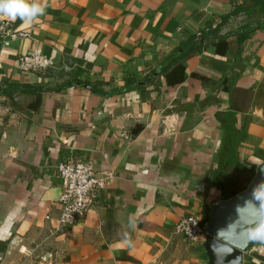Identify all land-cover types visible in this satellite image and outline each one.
<instances>
[{"label": "crops", "instance_id": "crops-1", "mask_svg": "<svg viewBox=\"0 0 264 264\" xmlns=\"http://www.w3.org/2000/svg\"><path fill=\"white\" fill-rule=\"evenodd\" d=\"M42 2L31 25L0 19V259L44 243L60 264H208L175 226L264 164V0ZM34 52L53 65L18 71ZM71 158L114 177L61 228L55 169ZM242 264H264V246Z\"/></svg>", "mask_w": 264, "mask_h": 264}, {"label": "built area", "instance_id": "built-area-1", "mask_svg": "<svg viewBox=\"0 0 264 264\" xmlns=\"http://www.w3.org/2000/svg\"><path fill=\"white\" fill-rule=\"evenodd\" d=\"M7 27V22L0 23V37L9 35ZM52 65L50 57L34 52L19 58L16 67L21 73L30 74L44 72ZM55 172L61 181L58 199V225L61 228L75 226L92 208L94 200L114 177L110 168H99L92 161L72 158L59 163ZM175 232L189 243L200 240L205 242V220L199 215L182 217L175 226Z\"/></svg>", "mask_w": 264, "mask_h": 264}, {"label": "clouds", "instance_id": "clouds-1", "mask_svg": "<svg viewBox=\"0 0 264 264\" xmlns=\"http://www.w3.org/2000/svg\"><path fill=\"white\" fill-rule=\"evenodd\" d=\"M46 4L42 0H0V19L16 21L20 19L25 25H31L36 18L44 15ZM264 175V169H261ZM235 206V218L231 219L226 228L217 230L210 245L217 264L224 260L236 249L234 244L225 240L232 234L242 237L245 243H255L264 246V180L252 187L247 197ZM227 242L226 244L223 242ZM227 247L226 252H221Z\"/></svg>", "mask_w": 264, "mask_h": 264}, {"label": "water", "instance_id": "water-1", "mask_svg": "<svg viewBox=\"0 0 264 264\" xmlns=\"http://www.w3.org/2000/svg\"><path fill=\"white\" fill-rule=\"evenodd\" d=\"M261 169H264V164L259 165L256 168L254 177L249 182L245 190L233 196L232 198L224 201L218 202L209 212L208 224L206 228V239L204 242V250L208 257V264H217V258L213 255L210 245L213 238L216 236L217 230L221 228H226L227 224L231 219L235 218V206L241 203V198L247 197L251 192L252 187L264 180V175L261 174ZM225 240L234 244L236 249L233 253L224 260V264H242L243 253L255 243H245L242 237H237L232 234L225 236ZM223 243H227V242ZM221 252H226L227 247L222 248Z\"/></svg>", "mask_w": 264, "mask_h": 264}, {"label": "rangeland", "instance_id": "rangeland-1", "mask_svg": "<svg viewBox=\"0 0 264 264\" xmlns=\"http://www.w3.org/2000/svg\"><path fill=\"white\" fill-rule=\"evenodd\" d=\"M253 104L264 116V78L254 89ZM207 222L205 219L206 228ZM0 264H60V259L51 251L50 246L31 243L25 250H16L15 253L9 254L7 259H0Z\"/></svg>", "mask_w": 264, "mask_h": 264}, {"label": "trees", "instance_id": "trees-1", "mask_svg": "<svg viewBox=\"0 0 264 264\" xmlns=\"http://www.w3.org/2000/svg\"><path fill=\"white\" fill-rule=\"evenodd\" d=\"M194 44H193V47H191V48H186V47H180L176 52L178 53V52H181L182 50H183V57L185 56V57H187V56H189V55H191L192 53H194V52H196L197 50H199L200 49V46H199V42H200V40H194ZM251 178L252 177H250V180H251ZM246 189V187L245 188H243V190H245ZM206 221H208V218L206 217Z\"/></svg>", "mask_w": 264, "mask_h": 264}]
</instances>
